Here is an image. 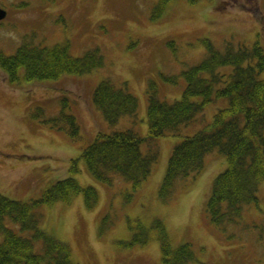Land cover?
Masks as SVG:
<instances>
[{"label": "rangeland", "instance_id": "1", "mask_svg": "<svg viewBox=\"0 0 264 264\" xmlns=\"http://www.w3.org/2000/svg\"><path fill=\"white\" fill-rule=\"evenodd\" d=\"M158 2L0 0L7 12L0 23V52L5 55H13L32 36L34 45L69 43L76 57L99 49L105 60L103 68L90 74L56 81L19 79L12 84L0 70V194L23 202L38 199L51 184L70 177L71 161L98 133L112 131L93 103L101 81L128 84L139 101L138 121L124 117L116 129L134 128L146 137L149 81L158 84L162 99L179 100L185 88L182 71L206 56L202 39L211 40L218 49L231 41L252 47L258 37L264 45V0H175L154 20L159 15ZM164 76H177L178 84L165 82ZM64 97L70 100L67 112L80 125L77 140L32 117L37 108L44 109L45 118L58 116ZM217 109L213 104L206 107L208 123ZM202 128L199 123L190 125L184 136ZM182 140H155L158 162L130 199L129 182L116 178L112 186L101 183L80 161L81 172L73 177L81 186L96 189L98 204L88 208L79 195L70 205H43L40 228L68 244L76 264H164L153 228L157 220L164 223L173 248L191 245L194 261L190 264H264V182L259 185V203L246 206L238 222L221 230L208 217L213 183L227 168L226 158L218 151L206 156L200 174L178 181L171 197L161 198L171 154ZM139 223L148 228L151 240L146 246L128 247L134 234L143 236Z\"/></svg>", "mask_w": 264, "mask_h": 264}, {"label": "trees", "instance_id": "2", "mask_svg": "<svg viewBox=\"0 0 264 264\" xmlns=\"http://www.w3.org/2000/svg\"><path fill=\"white\" fill-rule=\"evenodd\" d=\"M172 1L175 0H159L155 7L159 15L153 19L157 20ZM30 37L13 55L0 52V70L12 84L19 79L35 83L83 76L105 65L99 49L76 57L71 54L69 43L34 45L35 38ZM201 43L206 56L199 64L182 71L185 88L179 100L170 103L162 99L158 84L149 81L146 137L134 128L116 129L124 117L138 121L139 101L128 84L118 85L111 79L99 83L93 103L112 131L98 133L79 158L71 161L70 177L51 184L38 199L23 202L0 194V264H76L70 246L40 228V208L59 202L70 205L79 195H83L88 208L98 204L96 189L81 186L73 177L81 172L80 161L101 183L112 186L116 178L129 182L132 193L128 198H132L158 162L155 140L161 137L183 139L174 147L169 160L159 191L163 200L171 197L178 181L200 174L206 156L218 151L226 158L227 168L215 179L207 202L211 223L223 230L241 220L246 206L259 203V185L264 182V45L259 37L252 47L231 41L218 49L209 39H202ZM170 46L174 47V43ZM164 81L178 84L177 76H164ZM212 104L218 109L208 123L204 112ZM69 106L70 100L64 97L58 116L45 118L44 109L37 108L32 117L77 140L81 137L80 125L67 112ZM196 123L203 128L192 136H184L185 129ZM138 227L143 236L134 234L128 247L149 244L148 228L144 229L141 223ZM153 228L161 242L164 264L194 261L190 244L172 247L164 223L157 220Z\"/></svg>", "mask_w": 264, "mask_h": 264}, {"label": "water", "instance_id": "3", "mask_svg": "<svg viewBox=\"0 0 264 264\" xmlns=\"http://www.w3.org/2000/svg\"><path fill=\"white\" fill-rule=\"evenodd\" d=\"M7 17V12L0 8V21H3Z\"/></svg>", "mask_w": 264, "mask_h": 264}]
</instances>
